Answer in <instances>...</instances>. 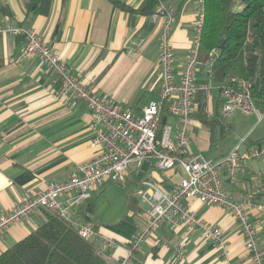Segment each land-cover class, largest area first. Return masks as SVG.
Instances as JSON below:
<instances>
[{"label":"crops","instance_id":"0c3cea01","mask_svg":"<svg viewBox=\"0 0 264 264\" xmlns=\"http://www.w3.org/2000/svg\"><path fill=\"white\" fill-rule=\"evenodd\" d=\"M118 1L131 11L119 9L109 0H53L48 15L39 16L26 13L27 0H0V7L7 12L0 10V24L32 29L88 91L140 115L150 102L158 101L161 21L153 22L152 13L138 12L146 0ZM168 2L173 8L171 43L178 78L191 47L197 3ZM201 62L200 58L195 82L209 89L194 97L196 111L188 133L189 156L201 154L217 160L235 148L247 151L261 144H246L240 138L224 147L223 133L230 129L218 118L223 102L220 87L224 83L209 78ZM54 91L45 65L37 58L24 57L23 41L0 35V214L45 186L66 181L77 165L97 155V148L91 144L89 109L81 102L60 104L54 99ZM162 117L173 136L176 118L165 110ZM211 120L216 121L212 128L203 123ZM183 177L178 166L169 171L157 170L153 158L140 165L132 163L122 182L105 179L88 199L67 211L68 217L78 225H91L94 236L87 240L98 254L123 258L129 244L148 223V204L140 198L142 182H152L172 193ZM221 181L232 201L248 204L250 220L257 226L258 246L264 251V217L257 210L264 206V161H243L232 179L223 169ZM59 202L64 206L65 199ZM182 204L198 220L219 228L226 247L202 240L195 229L162 225L155 239L141 244L140 251L134 254V264H251L239 226L229 212L196 200H184ZM30 219L2 233L0 253L33 232L45 221L46 213L36 211ZM179 243L185 245L183 261L174 257V247Z\"/></svg>","mask_w":264,"mask_h":264},{"label":"built area","instance_id":"2783aa9c","mask_svg":"<svg viewBox=\"0 0 264 264\" xmlns=\"http://www.w3.org/2000/svg\"><path fill=\"white\" fill-rule=\"evenodd\" d=\"M155 7L150 15L153 22L160 20L158 39V68L160 91L158 101L150 102L140 115H134L121 105L107 102L86 89L71 73L46 42L32 29L18 25L0 24V35L20 38L24 43V57L37 58L52 76L55 88L54 99L64 106L83 103L91 112V144L97 155L89 162L77 165L76 171L64 182L51 183L24 202L14 203L8 211L0 214V236L13 226L29 222L36 211L55 212L70 224L83 239L94 236L90 224L78 225L68 217V210L90 197V193L105 179L120 183L130 164L140 165L143 160L153 158L159 171H169L176 166L184 173L183 179L172 193H166L156 184L143 181L140 198L148 204V223L127 248L123 258L114 259L102 255L107 264H134V254L140 246L156 238L157 229L168 225L172 229L188 227L199 232L204 241L225 248L223 232L203 223L182 204L184 200H196L206 206H218L229 212L237 222L244 247L251 264H264V251L258 246L257 226L250 220L247 203L232 201L224 190L221 172L226 169L232 179L243 161H264V144L251 147L240 153L233 149L227 156L211 160L201 154L190 155L188 150L190 126L196 111L194 97L199 91H208V86L195 82L196 66L200 63L199 49L204 27V0H196L197 14L193 21L194 35L188 56L179 77L175 76L174 54L171 43L173 8L168 0H153ZM217 50L213 49L207 60L201 62L206 75L211 78L212 64ZM223 102L220 115L225 117L235 107L245 114L254 113L258 120L264 116V98L256 100L249 83L228 77L221 88ZM262 107L263 111L259 108ZM177 120L174 135L171 127L163 123L162 112ZM65 199L64 206L59 202ZM264 217V206L257 208ZM264 222V220H263ZM110 245H114L109 241ZM184 243L174 247V257L185 259Z\"/></svg>","mask_w":264,"mask_h":264},{"label":"trees","instance_id":"16d2710c","mask_svg":"<svg viewBox=\"0 0 264 264\" xmlns=\"http://www.w3.org/2000/svg\"><path fill=\"white\" fill-rule=\"evenodd\" d=\"M52 1L27 0L25 11L27 14L46 16L50 12ZM109 1L119 9L131 11L118 0ZM154 7L153 0H146L138 12L150 15ZM3 11L7 13L4 9ZM213 49L218 53L212 64L211 78L218 84H225L228 77L243 80L250 84L254 99L262 100L264 0H204V27L199 60H207ZM203 93L205 92L199 91L196 94ZM200 102L203 109L204 103ZM203 123L209 128L216 126L215 120ZM45 213L46 219L42 224L0 253V264H107L92 244L81 238L70 224L55 212Z\"/></svg>","mask_w":264,"mask_h":264},{"label":"rangeland","instance_id":"374dc122","mask_svg":"<svg viewBox=\"0 0 264 264\" xmlns=\"http://www.w3.org/2000/svg\"><path fill=\"white\" fill-rule=\"evenodd\" d=\"M259 109L263 111L262 107ZM218 118L221 123L230 127L229 130L223 133L224 147H228L227 145L236 142L240 138H244L246 144H256L258 142L264 144V116L261 120H258L254 113L245 114L239 107H235L227 116L223 117L219 114ZM219 135L220 132L215 136V140L218 139ZM140 207L145 208L143 204H140Z\"/></svg>","mask_w":264,"mask_h":264},{"label":"water","instance_id":"95a60500","mask_svg":"<svg viewBox=\"0 0 264 264\" xmlns=\"http://www.w3.org/2000/svg\"><path fill=\"white\" fill-rule=\"evenodd\" d=\"M239 151L241 154L244 152L243 148H240Z\"/></svg>","mask_w":264,"mask_h":264}]
</instances>
